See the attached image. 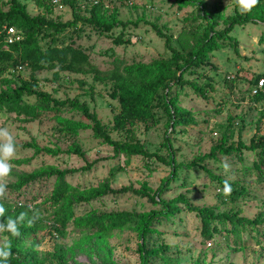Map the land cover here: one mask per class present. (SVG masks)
Returning a JSON list of instances; mask_svg holds the SVG:
<instances>
[{
    "label": "rangeland",
    "instance_id": "1",
    "mask_svg": "<svg viewBox=\"0 0 264 264\" xmlns=\"http://www.w3.org/2000/svg\"><path fill=\"white\" fill-rule=\"evenodd\" d=\"M22 1L30 16L67 22L73 19L74 13L87 20L94 0H69L73 8L63 4L61 9L40 4L36 0ZM95 1L104 8L101 20L141 21L137 27L130 25L124 30L123 40L129 43L119 45H115L113 40L120 34V29L100 35L94 27L84 22L61 35L62 43L82 49L89 56L90 63L100 70L108 69L110 62L116 58L127 63L148 64L169 56L163 39L143 21L156 24L163 33L172 37V47L186 52L203 37L208 25L205 19L197 15L200 3L208 13L215 7L219 9L223 19L216 25L215 31L222 30L223 20L234 15L236 3L235 0H194V5L181 8L177 0ZM5 2L0 0V11L7 9ZM236 9L238 13L245 12L240 5ZM228 36L229 45L211 53L209 66L202 69L213 87L212 91L207 92L206 98L197 96L190 88L177 91V107L189 114L193 122L191 125L167 130L168 121L164 111L156 110L155 126L137 123L129 127L145 150L157 153L168 162L174 158L176 164L181 166L175 176L170 166L154 159L147 161L141 157L127 159L114 155L111 147L93 135V124L78 111L64 112L56 117L46 115L26 123L17 121L12 114L0 111V128H8L17 143V154L10 161L13 168L7 178V185L35 171L77 169L85 163L99 160L89 172L68 176L66 182L80 190L95 188L102 179L108 177L112 167L121 166L122 170L110 180L113 189L129 185L139 189L142 183H147L156 191L168 180L170 185L163 196L164 200L186 189L195 206H211L217 212L239 210L249 219L259 214L264 216V165H261L262 158L256 153L244 151L240 158L235 154L218 155L216 161H204L202 165L206 171L184 167L217 144L236 147L242 143L249 146L254 136L264 138V97L259 99L250 94L255 80L264 76V23L236 26ZM46 45V42L41 43L43 48ZM29 77L30 71L25 66L4 72L0 76V93L14 89L20 80H28ZM35 77L39 91L57 100L69 98L86 103L90 110L95 111L104 131L113 140H127L123 132L113 129V114L117 113L118 105L107 97L108 85L93 83L91 76L57 69L37 72ZM32 140L39 147L59 150V154L54 157L34 155L33 150L27 147ZM73 146L80 148L82 159L66 153ZM259 166L260 170L257 169ZM209 173L243 188L247 198L235 204L219 201L214 197L215 185ZM53 181L54 178H51L35 183L25 195L7 191L4 201L10 206L22 202L39 211L40 206H49ZM161 208V205L151 206L145 199L126 195L105 197L78 205L74 207V212L78 219L91 214L119 211L144 214ZM51 211L50 208L39 213L43 225L51 224L46 221ZM45 234L46 227L43 226L37 236L26 243L27 249L37 244V264H141L140 245L143 244L148 251L158 250L155 256L150 257L149 264H264V237H258L253 231L246 232L241 237V248L239 245L235 247L227 244L219 236L210 243H203L199 235L198 219L185 210L169 220L162 219L145 238L134 228L98 237L78 229L73 222L67 225L62 237L49 238ZM6 242L4 231H0V247H4ZM57 250L62 251V259L58 258Z\"/></svg>",
    "mask_w": 264,
    "mask_h": 264
},
{
    "label": "trees",
    "instance_id": "2",
    "mask_svg": "<svg viewBox=\"0 0 264 264\" xmlns=\"http://www.w3.org/2000/svg\"><path fill=\"white\" fill-rule=\"evenodd\" d=\"M36 1L40 4L51 5L42 0ZM71 1L64 0L62 2L61 0V3L73 8ZM177 1L181 8L194 5V0ZM235 2L234 15L223 20L224 28L220 31H215L216 25L223 19L219 9L215 7L208 13L205 12L203 4H199L196 10L197 15L199 18L205 19L208 25L203 37L191 50L186 52L178 51L172 47L170 45L172 37L163 33L156 24L143 21V24L150 26L153 32L160 39H163L169 56L164 59L153 60L148 64L127 63L116 58L110 62L108 69L100 70L90 63L89 56L82 49L62 43L61 35L78 23L84 22L94 27L100 35L120 29V34L113 40L115 45H119L129 43V41L123 40V32L130 25L137 27L141 22L140 20L135 22H123L117 19L101 20V12L104 8L101 4H95L91 6L90 16L87 20L74 13V17L70 21L55 22L43 16H30L27 12V6L22 0H6L7 9L0 11V76L4 72L25 66L30 71V77L28 80H20L19 85L14 89L0 93V111L14 115V118L22 123L33 122L46 115L56 117L64 112L78 111L93 124V135L111 147L114 155L124 156L127 159L132 157H141L147 161L154 159L170 166L172 174L175 176L181 166L176 164L174 158L172 157L168 162L157 153L145 150L134 131L130 130L129 127L137 123L146 124L149 127L155 126L157 123L156 110L164 111L168 121L167 130L173 131L176 126L186 127L193 123L189 114L177 107L179 102L177 91L190 88L197 96L206 98L207 92L213 90L210 78L202 72V69L210 64L209 55L229 45L227 44L229 43L227 40L230 39L228 35L234 27L248 23H264V0H259L256 6L243 14L237 12L236 7L239 3L238 0ZM8 28H14L20 36L18 41L7 43ZM42 42H46L45 48L41 46ZM55 69L91 76L93 83L108 85L107 97L118 105L117 113L113 114V129L123 132L127 140H113L104 131L95 111L90 110L86 103H80L77 99L69 98L57 100L52 98L50 94L39 91L35 73ZM263 77V75L259 76L256 80ZM90 89L92 98V87ZM254 96L259 99L264 97L261 93ZM146 129L148 128L146 127ZM27 147L33 150L34 155L43 154L54 157L59 154V150L39 147L34 140L31 144H27ZM244 151L256 153L262 158L261 165H264V138L258 139L257 136H254L251 138L249 146L242 143L236 147L222 143L217 144L208 153L194 158L184 167L186 169L196 167L205 170L202 164L206 160L216 161L218 155L231 156L233 154L240 158L243 157ZM66 153L83 158V153L78 146H73ZM98 162L99 160H95L71 170L35 171L25 174L18 178L15 183L7 185L9 193L25 195L35 183H42L44 180L54 178L49 206L44 204L38 208L39 211L22 202L10 206L4 199H0V204H3L5 209L3 216H0V223L5 224L7 229V222L9 220L15 221L19 230L18 236H13L11 231H4L7 242H11V255L7 261H0V264H37L35 251L37 244L31 245L27 249L26 243L35 238L43 226L46 227L45 235L49 238L64 236V230L71 222L78 229L98 237H105L126 228H134L140 231L142 238H145L147 233L154 231L155 225L162 219L169 220L170 217L180 214L182 210L188 214H193L198 219L199 235L203 243H210L219 236L227 244L235 247L239 245L241 248L243 247L241 237L246 232L253 231L258 237H264V216L262 214L249 219L243 216L239 210L231 209L227 212H217L211 206H195L190 197V192L186 189L175 197L164 200L163 196L170 185L168 180L162 183L156 191H153L147 183H142L139 189L132 185L113 189L110 180L122 170L121 166L112 167L108 177L102 179L95 188L80 190L66 182V177L89 172ZM257 169L260 170L261 166ZM209 178L215 185L214 197L219 201L235 204L241 199L247 198V193L243 188L229 182L232 191L230 195H225V180L210 173ZM126 195L145 199L151 206L161 205L162 208L144 214L119 211L98 215L91 214L78 219L75 216V206L89 204L105 197L116 198ZM50 208L52 210L50 218H46V221L51 224L43 225L39 213ZM22 213L26 215L21 219ZM30 221H32L31 224ZM140 247L141 264H149L150 257L155 256L158 250L148 251L145 244L140 245ZM57 255L58 258L62 259L61 250H57Z\"/></svg>",
    "mask_w": 264,
    "mask_h": 264
},
{
    "label": "clouds",
    "instance_id": "3",
    "mask_svg": "<svg viewBox=\"0 0 264 264\" xmlns=\"http://www.w3.org/2000/svg\"><path fill=\"white\" fill-rule=\"evenodd\" d=\"M239 5L245 11H250L254 6L259 3V0H238ZM17 154V143L8 130V128H0V199H4L7 192V178L10 176L12 172L13 165L11 164V160ZM225 168L228 166L225 164ZM232 189L229 185L228 181H225L224 186V194L230 195ZM4 206L0 204V216L4 214ZM26 214H21V219ZM32 221H30L31 224ZM11 231L13 236L19 235V230L16 227V222L9 220L7 222V229L5 228V224H0V231ZM11 242H7L4 247H0V261H7V259L11 255Z\"/></svg>",
    "mask_w": 264,
    "mask_h": 264
},
{
    "label": "built area",
    "instance_id": "4",
    "mask_svg": "<svg viewBox=\"0 0 264 264\" xmlns=\"http://www.w3.org/2000/svg\"><path fill=\"white\" fill-rule=\"evenodd\" d=\"M45 2L50 3L54 7H58L59 9L63 8V5L61 3V0H42ZM98 4L97 1H93V5ZM8 39L7 43H13L14 41H18L20 39V36L16 33L14 28H8L7 29ZM259 93H264V79L261 78L259 80H255V85L251 88L250 94L252 96L257 95Z\"/></svg>",
    "mask_w": 264,
    "mask_h": 264
}]
</instances>
